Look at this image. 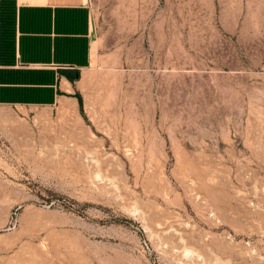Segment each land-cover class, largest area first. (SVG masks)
<instances>
[{
  "label": "rangeland",
  "instance_id": "374dc122",
  "mask_svg": "<svg viewBox=\"0 0 264 264\" xmlns=\"http://www.w3.org/2000/svg\"><path fill=\"white\" fill-rule=\"evenodd\" d=\"M73 100L0 106V264H264V0H85Z\"/></svg>",
  "mask_w": 264,
  "mask_h": 264
},
{
  "label": "crops",
  "instance_id": "0c3cea01",
  "mask_svg": "<svg viewBox=\"0 0 264 264\" xmlns=\"http://www.w3.org/2000/svg\"><path fill=\"white\" fill-rule=\"evenodd\" d=\"M92 45L85 0H0V106L73 100Z\"/></svg>",
  "mask_w": 264,
  "mask_h": 264
}]
</instances>
